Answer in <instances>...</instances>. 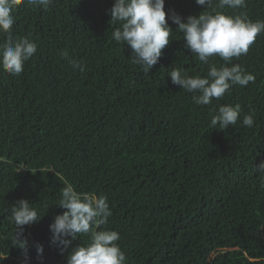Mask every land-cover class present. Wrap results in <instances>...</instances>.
Instances as JSON below:
<instances>
[{
	"label": "trees",
	"instance_id": "trees-1",
	"mask_svg": "<svg viewBox=\"0 0 264 264\" xmlns=\"http://www.w3.org/2000/svg\"><path fill=\"white\" fill-rule=\"evenodd\" d=\"M218 5L213 0L218 11L264 21V0ZM113 6L52 0L47 9L16 10L13 38L28 37L37 52L19 75L0 67V264H67L72 248L90 242V234L68 237L67 248L53 241L50 225L67 211L58 205L66 183L107 198L112 215L97 230L118 232L125 264H264V175L256 171L264 162V32L232 59L255 82L197 105L170 72L205 77L209 64L224 62H200L169 17L186 21L212 8L165 0L173 32L146 75L131 47L112 38L120 26L111 22ZM236 104L234 126L211 125L219 106ZM20 199L41 217L23 226L26 251L13 243L10 219Z\"/></svg>",
	"mask_w": 264,
	"mask_h": 264
},
{
	"label": "clouds",
	"instance_id": "clouds-1",
	"mask_svg": "<svg viewBox=\"0 0 264 264\" xmlns=\"http://www.w3.org/2000/svg\"><path fill=\"white\" fill-rule=\"evenodd\" d=\"M200 6L212 8L199 16H189L186 21L178 14H171V21L178 25L183 33L185 47L190 49L200 62L209 64L210 57L219 56L223 65L209 64L207 76L189 75L186 71L173 68L171 82L183 90L192 93L197 105H208L213 98L219 100L233 85L246 87L255 82V76L247 72L240 64H232V59L246 55L257 36L264 32V21L253 22L244 14L229 15L213 7V0H195ZM52 0H0V35L6 38L0 42V67L9 74L19 75L24 71V64L37 52V44L28 37L14 39L15 13L17 9H32L41 6L47 9ZM220 9H239L246 7V0H219ZM111 22L120 26L112 32L117 43L128 45L132 49V62L141 66L144 74L158 63L162 50L169 45L173 29L168 24L165 12V0H114L110 9ZM67 56V53H64ZM73 67L84 70L82 64L73 61ZM231 65V66H229ZM240 115V105H221L218 114L211 119V125L220 129L234 126ZM254 124L253 114L243 117V125ZM264 175V162L256 169ZM264 186V185H262ZM58 205L67 209L54 218L50 225L53 241H58L64 248L80 234H90V242L72 248L67 264H125L126 255L117 241L118 232L97 230L105 225L112 215L103 195L78 193L70 183L60 190ZM11 221L16 226L13 243L16 247L27 250V240H21L23 226L38 222L41 217L36 208L26 199H20L11 206ZM37 255L42 257L43 245H36ZM63 251V248H62Z\"/></svg>",
	"mask_w": 264,
	"mask_h": 264
}]
</instances>
